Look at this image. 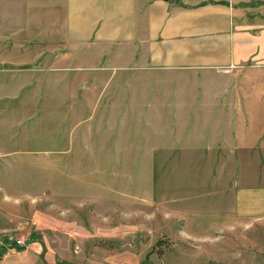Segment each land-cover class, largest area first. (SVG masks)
I'll return each instance as SVG.
<instances>
[{
  "label": "rangeland",
  "instance_id": "obj_1",
  "mask_svg": "<svg viewBox=\"0 0 264 264\" xmlns=\"http://www.w3.org/2000/svg\"><path fill=\"white\" fill-rule=\"evenodd\" d=\"M64 1L0 0V264H264L230 200L264 186V87L43 35Z\"/></svg>",
  "mask_w": 264,
  "mask_h": 264
},
{
  "label": "crops",
  "instance_id": "obj_2",
  "mask_svg": "<svg viewBox=\"0 0 264 264\" xmlns=\"http://www.w3.org/2000/svg\"><path fill=\"white\" fill-rule=\"evenodd\" d=\"M243 1L247 0L217 4L66 0L59 7H53L59 12L45 22L49 25L44 27L48 30L43 35H78L81 42L110 41V47L120 50L118 60L130 65L145 63L199 69L233 66L242 76L235 82L236 88L243 82L264 87V5L242 6ZM244 117L249 118L247 114ZM236 141L230 149L225 144L215 146L219 149L217 152L229 150L232 155L229 160L237 167L240 159L234 153L241 146ZM263 141L261 137L258 146ZM236 177L242 182L239 172ZM230 200L236 219L264 218V186H238Z\"/></svg>",
  "mask_w": 264,
  "mask_h": 264
},
{
  "label": "trees",
  "instance_id": "obj_3",
  "mask_svg": "<svg viewBox=\"0 0 264 264\" xmlns=\"http://www.w3.org/2000/svg\"><path fill=\"white\" fill-rule=\"evenodd\" d=\"M7 245L3 246L4 251H8L10 249H18L20 246L16 243V240L7 241Z\"/></svg>",
  "mask_w": 264,
  "mask_h": 264
},
{
  "label": "built area",
  "instance_id": "obj_4",
  "mask_svg": "<svg viewBox=\"0 0 264 264\" xmlns=\"http://www.w3.org/2000/svg\"><path fill=\"white\" fill-rule=\"evenodd\" d=\"M16 243L20 246L22 244L21 240H16Z\"/></svg>",
  "mask_w": 264,
  "mask_h": 264
}]
</instances>
